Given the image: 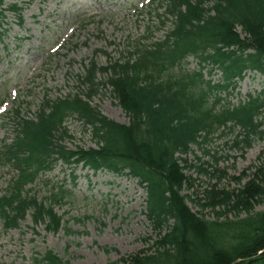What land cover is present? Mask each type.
Segmentation results:
<instances>
[{"label": "trees", "instance_id": "16d2710c", "mask_svg": "<svg viewBox=\"0 0 264 264\" xmlns=\"http://www.w3.org/2000/svg\"><path fill=\"white\" fill-rule=\"evenodd\" d=\"M160 5L172 23L163 40L137 43L104 67L90 60L77 76V88L85 87L84 93L46 99L31 116L14 110V139L4 146L0 162L11 165L16 176L0 196V222L9 231L29 216L49 232L64 228L56 208L70 198L67 190L45 180L48 195L38 199L32 188L57 164L70 173L81 165L133 178L146 194L145 217L155 237L147 239L152 252H139L120 264H264V211L255 212L264 205V167L249 168L243 174L249 180L237 190L210 186L202 198L190 199L182 194L189 183L181 158L220 129L245 132L234 147L249 148L251 137L261 134V96L248 95L230 107L218 94L234 90L248 71L264 75V0H160ZM9 9L21 23L19 10ZM188 56L199 60L198 71L183 68ZM209 66L222 73L217 85L204 79ZM101 85L111 89L127 125L110 122L91 107ZM73 117L90 134L94 149L64 146L65 124ZM187 201L199 213H192ZM205 210L213 220L202 215ZM232 213L234 219H228ZM35 262L66 264L52 251Z\"/></svg>", "mask_w": 264, "mask_h": 264}, {"label": "rangeland", "instance_id": "374dc122", "mask_svg": "<svg viewBox=\"0 0 264 264\" xmlns=\"http://www.w3.org/2000/svg\"><path fill=\"white\" fill-rule=\"evenodd\" d=\"M23 25L7 14L0 36V152L14 139L12 112L33 115L46 99L66 97L86 88L79 86L77 76L83 74L82 63L90 60L98 67L109 59L119 60L137 43L163 39L171 27L162 19L164 7L158 0H20ZM14 0H5V5ZM161 16V19L158 17ZM164 21L161 25L160 21ZM239 32V30H238ZM145 38V39H144ZM198 60L190 58L187 69H198ZM221 75L213 74L216 83ZM102 81V77H99ZM111 89L101 85L90 100L108 121L127 125L128 119L111 96ZM248 94L264 99V77L248 73L236 91L223 98L236 106ZM261 134L251 137V145L234 147L245 132L238 127L220 129L212 140L201 147L192 146L185 159L188 185L183 195L200 199L204 190H237L249 179L243 174L251 167H264V109L257 119ZM64 146L70 150L94 149L90 134L75 118L67 120ZM182 164V166H183ZM207 170V173L199 172ZM15 177L13 168L0 162V195L8 190ZM75 178V181H72ZM64 184L70 192L65 205L56 208L63 217L64 228L49 232L44 225H34L28 216L17 229L5 231L0 222V264H36L45 252L52 251L66 264H120L139 252L151 254L154 240L145 217V192L137 181L107 172L93 173L77 167L74 174L57 165L47 177L37 181L33 195H48L43 182ZM32 187V186H31ZM192 213H199L187 201ZM264 211V205L255 212ZM207 219L214 215L202 212ZM228 214V219H234ZM245 217L244 215L241 218ZM224 219V218H222Z\"/></svg>", "mask_w": 264, "mask_h": 264}]
</instances>
